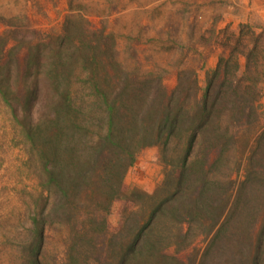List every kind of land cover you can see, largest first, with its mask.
I'll use <instances>...</instances> for the list:
<instances>
[{
    "label": "trees",
    "instance_id": "1",
    "mask_svg": "<svg viewBox=\"0 0 264 264\" xmlns=\"http://www.w3.org/2000/svg\"><path fill=\"white\" fill-rule=\"evenodd\" d=\"M255 28L240 25L229 37L244 41V64L234 52L219 55L202 78L180 66L170 91L162 75L125 68L113 36L86 19L66 17L54 38L32 31L42 43L26 42L22 64L17 48L6 50L17 29L0 34V99L29 145L38 184L49 190L28 218L20 264H42L45 226L69 225L71 206L81 201L97 209L73 222L67 264H264ZM260 66L264 71V61ZM148 148L158 151L160 183L149 194L125 188L127 172ZM117 200L135 211L110 231ZM197 237L204 244L197 261L164 252Z\"/></svg>",
    "mask_w": 264,
    "mask_h": 264
},
{
    "label": "rangeland",
    "instance_id": "2",
    "mask_svg": "<svg viewBox=\"0 0 264 264\" xmlns=\"http://www.w3.org/2000/svg\"><path fill=\"white\" fill-rule=\"evenodd\" d=\"M69 16L105 29L113 36L118 60L125 68L162 75L168 91L175 85L180 66L196 69L202 78L219 55L228 57L234 52L243 63L238 53L247 51L244 41L235 44L229 37L240 25L258 26L255 32L261 33V47L253 53L252 61L259 65L251 69V76L262 80L257 104L264 116V71L260 66L264 61V0H0V34L14 29L19 33L6 50L17 48L16 58L22 64L28 47L42 43L38 36L31 37V32L54 38ZM36 165L20 127L0 99V264H20L28 218L40 209L38 196L49 195L48 187L38 184ZM162 169L157 149H144L127 172L124 187L152 193L162 179ZM81 202L71 206L69 225L53 220L45 226L42 264L68 263L73 222L97 209ZM134 211L133 203L115 201L108 215L109 230H116L122 218ZM203 248L197 237L187 247L171 245L164 252L182 262L197 261Z\"/></svg>",
    "mask_w": 264,
    "mask_h": 264
}]
</instances>
